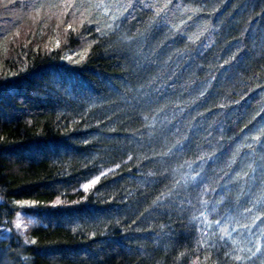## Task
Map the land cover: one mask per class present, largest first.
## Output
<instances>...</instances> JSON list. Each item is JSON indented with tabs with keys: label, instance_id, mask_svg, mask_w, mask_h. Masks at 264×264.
I'll return each instance as SVG.
<instances>
[{
	"label": "trees",
	"instance_id": "trees-1",
	"mask_svg": "<svg viewBox=\"0 0 264 264\" xmlns=\"http://www.w3.org/2000/svg\"><path fill=\"white\" fill-rule=\"evenodd\" d=\"M0 198V264H264V0H0Z\"/></svg>",
	"mask_w": 264,
	"mask_h": 264
},
{
	"label": "rangeland",
	"instance_id": "rangeland-1",
	"mask_svg": "<svg viewBox=\"0 0 264 264\" xmlns=\"http://www.w3.org/2000/svg\"><path fill=\"white\" fill-rule=\"evenodd\" d=\"M92 184L93 183H90L88 185L91 186ZM82 189L85 190V186H83ZM0 202H1V198H0ZM21 205H22L21 206L22 210L20 211V213L16 215L13 227H14V230L20 235V237L27 238L28 232L35 225H39V223L37 222V220L34 218V216L31 213L26 211V209L32 206L31 203L29 204L28 202H25V203H22ZM17 225H19V227H17ZM10 235H11L10 228L0 226V241L8 240ZM260 242L264 243V240H261ZM260 242L256 241L255 243H260Z\"/></svg>",
	"mask_w": 264,
	"mask_h": 264
},
{
	"label": "snow or ice",
	"instance_id": "snow-or-ice-1",
	"mask_svg": "<svg viewBox=\"0 0 264 264\" xmlns=\"http://www.w3.org/2000/svg\"><path fill=\"white\" fill-rule=\"evenodd\" d=\"M96 181H93L92 183L94 184ZM89 187V185H85V190H87V188ZM17 227H19V225H17ZM33 243H35V241H33Z\"/></svg>",
	"mask_w": 264,
	"mask_h": 264
}]
</instances>
